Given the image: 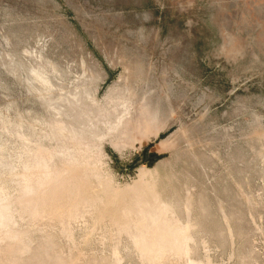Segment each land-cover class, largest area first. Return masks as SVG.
<instances>
[{
  "label": "rangeland",
  "instance_id": "obj_1",
  "mask_svg": "<svg viewBox=\"0 0 264 264\" xmlns=\"http://www.w3.org/2000/svg\"><path fill=\"white\" fill-rule=\"evenodd\" d=\"M0 264H264V0H0Z\"/></svg>",
  "mask_w": 264,
  "mask_h": 264
},
{
  "label": "bare ground",
  "instance_id": "obj_2",
  "mask_svg": "<svg viewBox=\"0 0 264 264\" xmlns=\"http://www.w3.org/2000/svg\"><path fill=\"white\" fill-rule=\"evenodd\" d=\"M159 130V129H158ZM157 134V133H156Z\"/></svg>",
  "mask_w": 264,
  "mask_h": 264
}]
</instances>
